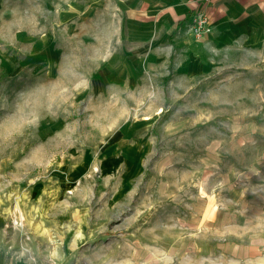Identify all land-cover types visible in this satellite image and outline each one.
Masks as SVG:
<instances>
[{"label":"rangeland","instance_id":"374dc122","mask_svg":"<svg viewBox=\"0 0 264 264\" xmlns=\"http://www.w3.org/2000/svg\"><path fill=\"white\" fill-rule=\"evenodd\" d=\"M128 1L0 0L4 264H233L209 251L264 241V46L113 93L95 76Z\"/></svg>","mask_w":264,"mask_h":264},{"label":"crops","instance_id":"0c3cea01","mask_svg":"<svg viewBox=\"0 0 264 264\" xmlns=\"http://www.w3.org/2000/svg\"><path fill=\"white\" fill-rule=\"evenodd\" d=\"M120 3L122 39L113 41L121 43L119 47L122 46L124 52L111 54L108 64L95 76L96 81L106 80L113 93L142 85L147 79L155 80L153 74L160 72L163 79L184 80L189 85L202 81L229 62L250 67L264 46V0H130ZM201 9L208 11L213 30L195 37L190 28L193 15ZM115 28L116 24L111 29ZM45 45L51 64L57 58L52 54L56 48L50 39ZM103 83L105 85V81ZM216 204L206 202L205 224L222 227L230 217L215 207ZM212 254L213 257L223 256L220 261L226 263L264 264V241L225 242L211 249L209 255ZM0 264H4L1 256Z\"/></svg>","mask_w":264,"mask_h":264},{"label":"built area","instance_id":"2783aa9c","mask_svg":"<svg viewBox=\"0 0 264 264\" xmlns=\"http://www.w3.org/2000/svg\"><path fill=\"white\" fill-rule=\"evenodd\" d=\"M190 29H191V33L195 37H201L204 34L211 33L213 27L210 22L208 11H206L205 9L196 11L195 15H193Z\"/></svg>","mask_w":264,"mask_h":264}]
</instances>
